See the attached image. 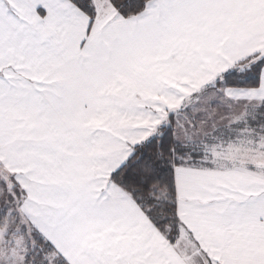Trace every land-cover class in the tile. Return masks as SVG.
<instances>
[{
    "label": "snow or ice",
    "instance_id": "6c2138e0",
    "mask_svg": "<svg viewBox=\"0 0 264 264\" xmlns=\"http://www.w3.org/2000/svg\"><path fill=\"white\" fill-rule=\"evenodd\" d=\"M0 264H264V0H0Z\"/></svg>",
    "mask_w": 264,
    "mask_h": 264
}]
</instances>
